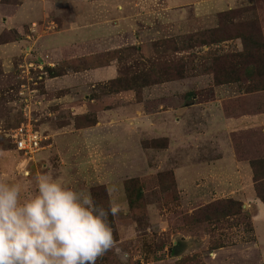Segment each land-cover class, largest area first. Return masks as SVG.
<instances>
[{
	"label": "rangeland",
	"instance_id": "374dc122",
	"mask_svg": "<svg viewBox=\"0 0 264 264\" xmlns=\"http://www.w3.org/2000/svg\"><path fill=\"white\" fill-rule=\"evenodd\" d=\"M65 1L0 0V180L30 194L52 173L117 207L108 220L127 264H253L244 244L251 205L264 204V0L228 12L218 0L155 6L142 19L143 1L72 0L77 19L63 21L74 12ZM104 16L119 23L117 42L73 27ZM27 123L43 135L30 159L12 137ZM230 150L250 164L255 197L246 183L230 197L214 170L197 181L209 196L195 199L184 172L224 151L226 169ZM96 264L119 261L110 251Z\"/></svg>",
	"mask_w": 264,
	"mask_h": 264
},
{
	"label": "clouds",
	"instance_id": "9594fccd",
	"mask_svg": "<svg viewBox=\"0 0 264 264\" xmlns=\"http://www.w3.org/2000/svg\"><path fill=\"white\" fill-rule=\"evenodd\" d=\"M118 211L52 173L39 174L30 194L0 180V264H96L110 251L127 264L108 220Z\"/></svg>",
	"mask_w": 264,
	"mask_h": 264
},
{
	"label": "crops",
	"instance_id": "0c3cea01",
	"mask_svg": "<svg viewBox=\"0 0 264 264\" xmlns=\"http://www.w3.org/2000/svg\"><path fill=\"white\" fill-rule=\"evenodd\" d=\"M114 1L118 2L119 0H114ZM130 1H133V0H130ZM138 1H140V2L143 1V3H144L143 4L144 7H142V9H141L143 13L141 11H140V13H137V15L140 16V19H142L144 17L143 14L149 15L155 6L159 7L158 12H160L161 7H164L165 10L168 9V10H170L171 13H174V12H179L180 9L182 10V8L185 7L184 6L185 4H197L199 2H203L204 4H206L211 0H173V1H171V0H138ZM244 2H246V0H220V1L218 0V1H214L210 4L214 5V4L218 3V4H221L222 6L225 5L226 9L224 8L223 11L228 12V11H234L236 9V8L234 9V7H236L237 3L242 4L240 6H237L238 9H247L248 7H250V5H249L250 3H248V4L245 3V5H244ZM65 3L70 4V6L72 5L70 7V10H71V12H73V11L74 12L72 13V18L67 17L63 21H66L69 19L72 20L74 18L77 19L78 13H76L77 9L74 7L73 1L67 0V1H65ZM136 5H138L137 7L142 6L140 3H136ZM116 6L119 7L118 9H120V7H121V5H119V4ZM191 9L193 10V8H191ZM78 11L81 12L82 10L80 9ZM158 12H156V14ZM159 18H160V16H159ZM127 21L128 22L126 23V26H127V28H129L130 27L129 23H131V22H129V20H127ZM110 23L113 24V26L115 28L117 27L116 31L113 32V30L111 29V27L109 25ZM117 25H119V23L117 21H115V19L111 21L106 16H104L102 21H100L98 24L90 23V24H88V26L86 24H77L76 26H73V27H76L78 29H86L88 27L89 28L97 27L98 29H96V31L100 32V34L96 33L95 36L100 35L98 37V38H100V42H102L101 41L102 39L107 41V38H115L114 41L117 42L119 37L122 36V34H120V30H119L120 28L118 29L119 26H117ZM121 27H122V25H121ZM75 31H78V30L71 29L70 32H75ZM80 35H82V32L78 33V36H80ZM98 70L99 69H96L94 71L95 75L100 74V72ZM106 72L108 73V70ZM111 72L112 71L109 69V74ZM252 120L255 121L254 119H251V118H245L243 120V123L244 124H251ZM262 120H264V118L261 117L260 120L258 122L255 121V123L256 122L260 123ZM144 121H145V119H144ZM238 123H239V121L236 122V124H238ZM180 140L181 139H179V142H180ZM232 151L233 150H230L227 154L230 166L226 169L222 166V163L219 162L224 156V153H225V151H224L223 156L221 157L220 160H215V159L211 160V162H214V164L208 166L207 164H209V162L206 164H205V162H200V163H204V165L199 163L198 166H196V165L193 166L190 170L191 174L190 173L187 174V171L184 172V175L186 174L188 177H192V180H194V182L192 184L188 183L185 186L187 187L186 189H188V188H189V190L192 189L191 192L194 190L195 194L197 193V195H193L195 197V199H196V197L198 198L200 196H204V197L209 196V194H206V193L203 195H200V190L203 188V186H201V184H199L197 181L202 182V179H204V176H205L204 173H209V172L212 173L214 170L215 171L216 170L217 171L218 170L224 171L223 179H225V180H223L222 185L223 184L226 185V189L229 190L228 193L231 194V195H229L230 197L236 199L237 196H235V195L240 189L244 188V187H242L244 185V183H246V186H247V195L246 196L250 199H253L255 197L254 186H253L254 182H253L252 168L250 167V164L248 162L239 161L238 158H234L232 155ZM224 163L228 164L227 162H224ZM176 175H177V172H176ZM238 198L240 200L242 199L241 197H238ZM197 202H199V201H197ZM258 202H260V201H258ZM258 202L257 203L254 202L251 205L252 208L256 209V212L254 214H252V220H251L252 226H253L254 239L252 242H245L244 245H245V248L247 250V253L252 254L254 257L253 264H264V230L259 228L257 225V220H259L260 222H264V204L262 202H260V203H258ZM261 227L264 228V225Z\"/></svg>",
	"mask_w": 264,
	"mask_h": 264
},
{
	"label": "built area",
	"instance_id": "2783aa9c",
	"mask_svg": "<svg viewBox=\"0 0 264 264\" xmlns=\"http://www.w3.org/2000/svg\"><path fill=\"white\" fill-rule=\"evenodd\" d=\"M12 137L18 151L29 159L41 150L43 135L29 123L17 127L12 132Z\"/></svg>",
	"mask_w": 264,
	"mask_h": 264
},
{
	"label": "trees",
	"instance_id": "16d2710c",
	"mask_svg": "<svg viewBox=\"0 0 264 264\" xmlns=\"http://www.w3.org/2000/svg\"><path fill=\"white\" fill-rule=\"evenodd\" d=\"M260 195H261V193H259ZM263 198V197H262ZM263 200H264V198H263ZM253 228V227H252Z\"/></svg>",
	"mask_w": 264,
	"mask_h": 264
}]
</instances>
